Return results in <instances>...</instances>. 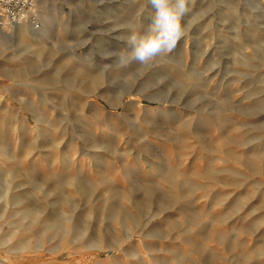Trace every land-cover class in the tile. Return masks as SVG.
Wrapping results in <instances>:
<instances>
[{
  "label": "rangeland",
  "instance_id": "1",
  "mask_svg": "<svg viewBox=\"0 0 264 264\" xmlns=\"http://www.w3.org/2000/svg\"><path fill=\"white\" fill-rule=\"evenodd\" d=\"M0 28V264H264V0H34ZM12 23V22H10Z\"/></svg>",
  "mask_w": 264,
  "mask_h": 264
},
{
  "label": "clouds",
  "instance_id": "2",
  "mask_svg": "<svg viewBox=\"0 0 264 264\" xmlns=\"http://www.w3.org/2000/svg\"><path fill=\"white\" fill-rule=\"evenodd\" d=\"M149 4L153 9L149 23L142 31L132 28L125 38L127 47L118 55L122 66L132 62L149 64L175 48L186 34L188 0H149Z\"/></svg>",
  "mask_w": 264,
  "mask_h": 264
},
{
  "label": "built area",
  "instance_id": "3",
  "mask_svg": "<svg viewBox=\"0 0 264 264\" xmlns=\"http://www.w3.org/2000/svg\"><path fill=\"white\" fill-rule=\"evenodd\" d=\"M33 6L34 2L32 0H0V18L16 22L19 18H27L28 13L33 18L36 16L33 15L34 13L31 14Z\"/></svg>",
  "mask_w": 264,
  "mask_h": 264
},
{
  "label": "bare ground",
  "instance_id": "4",
  "mask_svg": "<svg viewBox=\"0 0 264 264\" xmlns=\"http://www.w3.org/2000/svg\"><path fill=\"white\" fill-rule=\"evenodd\" d=\"M34 2V6L31 9V14L36 12V4L35 1L32 0ZM28 13V12H27ZM26 13V14H27ZM28 17L25 19H17L16 22H12L9 20H6L4 18H0V28L2 27L4 30H16L18 33H30L31 31V27H33L34 21L36 20V16L35 17H31L30 13H28ZM35 15V14H33Z\"/></svg>",
  "mask_w": 264,
  "mask_h": 264
}]
</instances>
